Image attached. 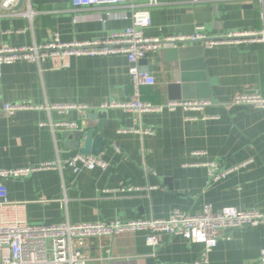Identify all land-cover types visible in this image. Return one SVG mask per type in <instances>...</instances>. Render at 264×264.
<instances>
[{
    "label": "crops",
    "instance_id": "1",
    "mask_svg": "<svg viewBox=\"0 0 264 264\" xmlns=\"http://www.w3.org/2000/svg\"><path fill=\"white\" fill-rule=\"evenodd\" d=\"M144 3L145 0H137ZM149 8L148 37L207 36L264 30V0H158ZM19 3V1H18ZM12 12L28 9L31 22L0 13V46L27 47L53 34L63 42L106 38L131 26L123 8L96 6L74 10L71 0H23ZM108 14V15H107ZM156 84L140 89V100L163 105L169 100L208 99L200 112L164 110L137 117L120 109L133 93L129 63L123 55L76 57L52 70L45 60L0 66V170L63 162L84 142L66 132L92 130L105 144L98 155L105 170H41L5 183L7 199L21 203L32 225L100 223L114 220H165L178 210L190 216L205 205L264 212V109L230 106L236 95L264 97V44L167 47L138 62ZM32 109L8 115L3 107ZM88 109L59 112L53 106ZM75 123L77 130L63 127ZM151 129L152 135L137 131ZM129 129L131 131H129ZM200 152L199 155H195ZM228 169L249 162L224 179L210 182L204 164ZM154 187L146 191V187ZM124 188V190L122 189ZM127 188H137L128 191ZM201 261L203 246L181 236L158 234V246L146 245L145 232L89 240L87 264H254L264 248V225L226 230Z\"/></svg>",
    "mask_w": 264,
    "mask_h": 264
},
{
    "label": "built area",
    "instance_id": "2",
    "mask_svg": "<svg viewBox=\"0 0 264 264\" xmlns=\"http://www.w3.org/2000/svg\"><path fill=\"white\" fill-rule=\"evenodd\" d=\"M18 1L0 0V13L8 16H23L31 22L34 16L31 10L28 9L20 14L12 12ZM158 3V0H145L144 3H139L137 0H71L74 10L90 9L96 6L126 9L129 15L124 14L122 17L129 18L131 26L121 31L111 32L106 38L99 40L63 42L58 35L53 34L46 42L27 47L0 46V66L26 61L39 67L45 60H49L52 70H60L69 66L71 58L123 55L129 63L133 93L125 103L112 102L101 106L100 109H120L137 117L143 114L161 113L164 110L203 113L212 105L208 99L169 100L163 105L141 101L140 89L154 86L156 81L151 74L138 68V62L167 47L178 48L196 44L201 48H212L219 45L264 44V30L207 36L198 29L197 32L188 36L148 37L143 31L151 24L149 8ZM229 105H249L264 109V97L259 94L236 95ZM28 109L32 107L22 104H7L3 107L8 115ZM52 109L67 112L68 110L84 111L88 108L83 105H67L53 106ZM61 125L71 131L77 130L75 123ZM137 132L141 135L153 134L149 128ZM199 154L200 152L195 153V155ZM248 163L244 162L223 170L214 162L203 166L207 169L209 181L214 182L224 179L228 174L245 167ZM106 167L107 164L98 156L76 153L63 162L57 160L54 163L29 168L0 170V264H87L88 259L83 251L87 241L135 232H145V243L151 248L158 246L159 233L181 236L201 244L203 250L200 260L206 262L208 254L217 246L218 241L228 239L225 235L226 230L264 225V212L234 208L213 211L207 205L203 207L201 213L194 216L174 210L165 220L149 218L81 224L66 221L55 225H32L24 217L23 205L7 199L5 183L8 180L26 179L35 171L58 170L61 172L64 169H71L73 173H77L80 168L105 170ZM144 189L151 191L154 187L148 186ZM127 190L132 191L137 188H127ZM254 264H264V248Z\"/></svg>",
    "mask_w": 264,
    "mask_h": 264
},
{
    "label": "water",
    "instance_id": "3",
    "mask_svg": "<svg viewBox=\"0 0 264 264\" xmlns=\"http://www.w3.org/2000/svg\"><path fill=\"white\" fill-rule=\"evenodd\" d=\"M23 0H19L18 4H21ZM201 48V47H200ZM178 49V48H176ZM202 49V48H201ZM65 138H69L71 140L74 139L73 147L77 148V141L80 138L84 139L83 145L81 148H78V153L82 155H90V156H98L105 144V141L101 136L92 137V130H88L86 132H76L74 135L72 133L66 132L64 134ZM149 264V262H148Z\"/></svg>",
    "mask_w": 264,
    "mask_h": 264
}]
</instances>
